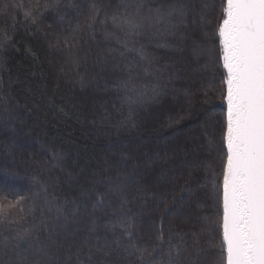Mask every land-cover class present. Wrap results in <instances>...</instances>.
<instances>
[{
    "label": "trees",
    "instance_id": "trees-1",
    "mask_svg": "<svg viewBox=\"0 0 264 264\" xmlns=\"http://www.w3.org/2000/svg\"><path fill=\"white\" fill-rule=\"evenodd\" d=\"M146 2L155 4L144 16L137 5ZM205 2L209 7H202ZM171 3L174 0H0V177L23 181L22 188L11 186L10 191V182L0 180L1 188L8 189H0V203L14 202L28 189L18 195L19 205L6 208L0 217V260L5 244L13 254L14 237L25 229L38 233L40 244L55 229L53 237L59 235L64 244L61 259L69 245L75 252L85 236L100 243L123 236L122 230L114 236L105 227L121 215L120 195L108 191L117 176L126 177L123 211L139 218L133 235L140 246L153 243L162 226L165 247L170 232L189 233L185 239L191 244L194 231L200 237L203 264L218 258L213 245L219 243L215 221L220 210L211 174L221 170L215 149L226 114L223 69L218 51L213 52L216 64L193 52L195 44H215L218 49V37L213 41L211 31L216 23L211 5L218 0H190L195 6L192 22L188 15L187 26L175 30L179 42L172 41L176 35L164 34V26L159 32L137 30L133 35L111 20L125 12L150 17ZM201 11L206 15L203 23ZM148 21L141 22L146 29L154 26ZM189 26H194L191 33ZM144 37L147 42L141 41ZM129 75L144 97L118 87ZM151 76L158 78L149 81ZM189 173L196 182L191 192L181 193ZM101 195L104 208L93 212ZM93 220L96 231L90 232ZM36 246L34 242L21 255L30 256ZM109 259L135 264L137 257L120 253Z\"/></svg>",
    "mask_w": 264,
    "mask_h": 264
},
{
    "label": "snow or ice",
    "instance_id": "snow-or-ice-1",
    "mask_svg": "<svg viewBox=\"0 0 264 264\" xmlns=\"http://www.w3.org/2000/svg\"><path fill=\"white\" fill-rule=\"evenodd\" d=\"M141 7L137 5V9ZM194 7L190 0H174L167 7L155 9L150 17L141 18L125 12L112 16L111 20L114 26L134 35L142 27V19H154L157 24L166 25L164 34L174 36L181 25L187 26L185 22ZM202 7L209 5L205 2ZM211 7L216 17L211 30L212 39L214 41L218 37V49L215 44L211 48L195 44L193 52L197 58L207 55L216 64L217 57L213 52L218 51L219 61H222L219 66L223 69L224 88L221 96L226 103V114L220 147L215 149L220 153L221 170L219 174H213L211 180L213 193L218 195L220 210L215 221L219 228V243L213 245L219 249V254L212 264H264V0H218V4L213 3ZM98 14L97 10L92 19L95 20ZM200 21H206L203 11ZM140 54L144 56L142 49ZM118 87L137 98L145 96L137 89L131 75ZM128 98L132 100L133 95ZM213 144L210 140L209 145ZM124 179L126 177L117 176L110 181L109 193L121 197V215L116 223L105 226L114 236L117 229L122 230L123 236L104 244L90 243L85 236L75 252L71 251L72 246L69 245L67 254L61 259L60 251L64 244L53 237L55 229L49 230L43 244L39 243L41 237L38 233L25 229L14 237L13 254L10 255L5 244L4 259L0 260V264H119L109 258L114 255L119 257L120 253L126 257H137L135 264H203L200 237L194 231L190 233L193 237L191 244L185 239L189 233L170 232L165 247L162 226L150 245L140 246L134 240L133 229L137 227L135 218L123 211L127 203L121 191ZM33 182L39 183V179L33 177ZM195 182L193 174L189 173L180 192H191ZM173 195L171 203L175 204L178 201ZM18 203H0V217L6 215V208H15ZM97 208H104L103 195L93 205V212ZM3 222L13 223L9 220ZM89 231H96L95 220L91 222ZM172 237L178 239L173 242ZM34 242L37 246L31 255H21Z\"/></svg>",
    "mask_w": 264,
    "mask_h": 264
},
{
    "label": "rangeland",
    "instance_id": "rangeland-1",
    "mask_svg": "<svg viewBox=\"0 0 264 264\" xmlns=\"http://www.w3.org/2000/svg\"><path fill=\"white\" fill-rule=\"evenodd\" d=\"M155 3H153V2H146V3H144L143 4V6L146 8L145 10H141L140 8L137 10V12L139 13V12H141V15H144V16H146V15H148L149 13H150V11H151V5H154ZM150 5V6H149ZM138 13H134V14H132V15H135V14H137L138 15ZM193 14H194V10H192V11H190L189 12V22L191 23L192 22V16H193ZM139 16V15H138ZM140 17V16H139ZM146 21H147V23H148V25H149V21H148V19H145ZM146 21H144V20H142L141 22L143 23V24H145L146 23ZM153 21L154 22H152V24L154 25V26H152L151 28H148V29H146L147 27L145 26V25H142V27L141 28H139L138 30L140 31V32H148V30L149 29H151L152 31H155V32H159V31H162V30H164V28L162 27V26H164V27H166V25L165 24H163V23H160V24H157L156 22H155V20L153 19ZM191 26H192V24H191ZM191 29H194V26H193V28H191L190 26L188 27V31L191 33ZM164 39H171L172 40V37L171 36H164ZM175 40H177V42H179V40H180V37H179V34H176V38L174 39V40H172V41H175ZM183 40H185V39H183ZM141 41H144V42H147V38L146 37H144L143 39H141ZM133 46H135V45H133ZM148 51H149V55H151L152 56V53H151V51H150V49H148ZM151 56H149V57H151ZM153 61H155V58L154 59H152V61L150 62L151 63V65H155L154 63H152ZM150 65V67H154L153 68V71H158V73H160V71L161 70H157V68H156V66H151ZM184 67V66H183ZM162 72V71H161ZM157 78H158V76H157ZM157 78H153L152 76H151V79H149V81L151 80V81H155ZM139 81H142L141 79L139 80ZM142 82H146V81H142ZM139 90V89H138ZM165 91L167 92L168 91V88L166 87L165 88ZM173 91V89H171V91L170 92H172ZM172 94V93H171ZM148 95H151L149 92H147L146 93V96H148ZM212 175V178H213V174H211ZM7 180V181H9L10 183H9V187H8V189L10 190V191H12V189L13 188H11V186L12 187H17V186H19V188H22V179H20L19 177H11L10 175L8 176H4L3 174H2V176L0 177V180L2 181V182H5V180ZM142 179H144V178H142ZM209 179H210V177H209ZM209 179H208V182H209ZM0 189L2 190V191H4V192H8V189L7 188H4V189H2L1 188V186H0ZM26 189V190H25ZM26 193H28V189H27V187L25 188L24 187V191L22 192V193H20V194H17V198H15L14 200V202H5V204H8V203H16L17 201H18V198H20L18 195H21V194H26ZM19 205V203L17 204V206ZM16 208V207H15ZM15 208H13V209H15ZM77 212V211H76ZM120 212V211H119ZM76 214V213H75ZM130 216H132V217H134L135 218V221H136V223H138V221H139V218H138V216H136V215H133V214H130ZM193 220V219H192ZM67 223H69V220L67 221ZM54 238H57V239H59L60 241H61V237L59 236V235H56ZM75 238H77V239H79L78 238V236H75ZM89 242H91V243H97V242H99L100 243V241L98 240H91L90 239V241ZM102 243H105L104 241H101V243L100 244H102ZM41 244H43V243H41ZM31 250V246L30 247H26V249L23 251V253H25V252H28V251H30Z\"/></svg>",
    "mask_w": 264,
    "mask_h": 264
}]
</instances>
